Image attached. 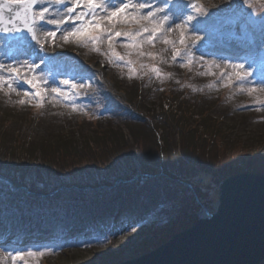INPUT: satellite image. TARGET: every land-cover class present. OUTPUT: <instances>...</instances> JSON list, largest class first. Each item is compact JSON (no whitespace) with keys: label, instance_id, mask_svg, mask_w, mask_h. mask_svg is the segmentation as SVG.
<instances>
[{"label":"rangeland","instance_id":"374dc122","mask_svg":"<svg viewBox=\"0 0 264 264\" xmlns=\"http://www.w3.org/2000/svg\"><path fill=\"white\" fill-rule=\"evenodd\" d=\"M149 2L157 5L161 4L162 0H149ZM228 2L238 5L237 12H229L228 20L219 23L214 15L219 10V6L223 4L227 6ZM249 2L253 4L252 8H249L244 0H171L169 7L173 8V11H175L174 6L179 5L183 9L182 15L193 14L196 16L189 24L186 33L193 62L186 67H181V63L185 61L180 58L177 61H172L171 46L165 45L159 40L154 47L145 45L143 51H150L156 55V59L151 58L148 60L150 65L157 66L165 72H170L176 82L186 80L192 95L200 94L207 105L213 106V113L220 116L222 129L228 130L231 137L238 139L240 144L246 145L247 148H252V151L259 149L264 156V93L258 92L250 96L246 92L240 91L236 82L225 87L224 77L221 76L222 69L225 72L230 71V69H225L224 65L232 63H243L245 68L252 71L253 75L249 77V80L254 83L258 82L261 76L264 75V0H249ZM108 3L111 6H119L120 0H108ZM193 3L203 6V11L199 15L195 14L189 7ZM57 8L62 9L63 5H52L53 10ZM179 22V19H175L173 27L175 23ZM227 25H230L231 28H226ZM50 28L52 26L46 25L43 30ZM138 28L139 25L136 24L117 23L112 31L135 32ZM60 35L61 33H57L54 43L45 44L43 51H40L38 45L30 43L28 40L15 39L9 41L4 36H0V64L8 65L14 61L39 63L38 57L45 58V63L41 64L40 68L35 69V74L38 77L48 81L47 84L43 85L44 88L61 87L68 90L66 86L60 83L65 79L74 80L76 83L91 84V87L80 89L75 97L70 98L68 101L58 97L54 98V94L50 91L45 92L43 94V106H38L37 99H30L23 95L24 90L34 91L23 82L16 85L19 95L16 92H11L7 87L0 90V121H6L9 117L8 119L12 125L8 127V132L12 134L11 138L13 139L19 131L21 141L23 140L25 145L26 143L30 146L33 144L32 146L36 147L40 143L42 144V141L44 143L45 140H42L45 138L44 134L48 129L55 128H64V134L71 133L80 142H83V134L92 136L89 133H95V130H90L89 124L80 121L84 119L86 122L95 125V118L97 117L95 115L99 114L95 111V105L98 103L99 94L102 93L95 87L98 82L122 98L131 97L129 67L123 61L114 59L107 39L100 42L96 46L99 51H95L91 44L84 46L77 41L65 44L60 39ZM194 36H199L200 39L193 44ZM168 38L178 41L179 31L170 33ZM125 39L124 37L117 38L113 42V48L126 60H130L131 57L129 58L126 55H129L128 53L131 50L122 46ZM177 47L183 46L177 44ZM133 53L135 52L133 51ZM146 58L149 59L145 56L143 60H147ZM213 62L221 67L216 68L213 66L209 68V65ZM148 71L151 73L150 68L146 72ZM146 72L143 74H146ZM0 75H6V72H0ZM152 80L153 77L149 78L150 85L153 82ZM246 86L252 85L246 83ZM181 92H184L183 88L177 84L174 93L179 95ZM158 93L159 91L153 92L155 99H158ZM152 99V97L149 98V100ZM21 100L25 102L20 103ZM72 104L76 105L75 111ZM100 110L105 114L106 107H100ZM202 114L204 118L205 114L203 112ZM107 118L115 117L107 115ZM143 119L144 124L150 122L148 117ZM105 121L107 122V119ZM108 122L112 123L113 126L117 124L121 128L126 142L131 145L133 142L132 130L126 128L124 123H119L117 120ZM159 134L165 138V133L161 130H159ZM168 152V155H170L168 157H172L173 149L169 148ZM5 153L8 154V152ZM6 154L0 156V167L4 170L10 165L6 159ZM39 156V151H36L34 154V157L37 158L36 161H33V157H29L26 153L17 158L18 161L26 159L28 166L32 165L34 168L43 170L44 167ZM91 158L93 156L89 155V159ZM169 158L167 160L171 161ZM135 159L133 165L135 169H139L141 165L138 159ZM164 163H167V161H164ZM129 174H132L131 171H129ZM201 176L191 181L193 185H198V196L195 192L193 194L194 197L199 198L200 204L204 206L207 212H213L218 199L219 184L212 183L206 175ZM4 181L11 184V186L13 185L10 179ZM161 186L162 182H157L151 189L138 187L136 190H129L122 194L118 199L121 205L117 208L115 216L107 217L103 227L100 226L101 222L95 220L94 224L88 225L87 229H83L86 225L85 222L73 225L69 234V236H73V243L63 245L61 248L53 249L45 245L8 248L10 246L0 245V264H12L7 253L28 250L47 249L50 251L42 257H25L27 264H117L146 253L157 247L165 239L172 226L166 211L161 207H154L151 203L156 195H161ZM21 188L25 189L26 187L22 186ZM33 195L39 196L37 193H33ZM165 197L170 198V195ZM112 198V195L111 198L109 196L103 205L98 206L95 201L91 202V205L95 208L100 207L102 209L106 207L109 209L113 202L110 200ZM18 200L17 203L29 205L37 211L51 206L58 208L61 205L60 202L50 205L53 204L50 201L40 202V200L30 199V202H24L23 199ZM67 201L71 202V199ZM198 206L197 215L202 210L199 204ZM4 212L12 211L5 210ZM71 215L72 213H70ZM43 216L44 214L40 215V217ZM117 217L122 218L117 220ZM25 218V216H13L11 219L0 217V237L6 231H11L8 228L9 224L17 225L20 230H24L28 225ZM96 225H99L104 233L95 229ZM40 229L39 225H34L29 228L27 234L40 233ZM46 233L51 232L48 230ZM64 235L65 233L62 231L59 237ZM27 245H31V243ZM16 264H25V262L18 260Z\"/></svg>","mask_w":264,"mask_h":264},{"label":"trees","instance_id":"16d2710c","mask_svg":"<svg viewBox=\"0 0 264 264\" xmlns=\"http://www.w3.org/2000/svg\"><path fill=\"white\" fill-rule=\"evenodd\" d=\"M227 4L219 6L216 11V15L225 20H228L229 12L235 13L238 8L236 3ZM126 56L131 57L135 70L129 73L131 97L122 98L98 82L95 87L102 93L95 105V111L99 113L95 115V125L84 119L80 121L89 124V129L95 130V133H89L92 136L83 134V142L77 141L71 133L64 134V128H55L48 129L44 134V143L41 140L42 144L36 147L33 144L25 145L19 131L11 138L12 134L8 132V127L12 125L9 117L6 121H0V156L8 152L6 159L10 163L6 170L0 167V175L10 179L13 184L11 186L0 178V217L11 219L13 216H25L28 223L24 230L17 225H8L17 234L11 238L13 243L33 241L36 245L59 247L55 239L58 237L54 235L44 237L37 233L24 235V232L39 225L42 229L66 230L67 236L59 239L71 240L73 236L68 234L73 225L85 222L84 226H87L94 224V220L105 221L107 217L115 216L122 194L138 187L151 189L157 182H162L161 195L151 200L154 207L166 211L172 222L162 244L173 234L193 225L197 219L199 206L193 192L198 196V185L191 183L194 178L206 175L212 183L219 184L226 177L240 172L264 174L263 152L259 149L252 151V148L231 137L228 130L222 129L220 116L213 113V106L207 105L200 94L192 95L186 80L176 82L170 72L163 70H160L162 76L158 78L153 72H146L149 66H153L148 63L150 57L143 60L145 56L133 52ZM151 77L153 82L150 85L148 81ZM177 84L184 91L179 95L174 93ZM157 91L158 99H155L153 92ZM151 97L153 99L149 100ZM103 106L106 107L105 114L100 110ZM107 115L115 118H107ZM145 117L150 122L144 124L142 121ZM113 120L124 123L126 128L132 130L131 145L123 137L121 128L108 122ZM159 130L165 133V138L159 134ZM169 148L174 151L170 158ZM36 151H39L43 170L28 166L26 159L18 161L17 157L23 153L36 161ZM88 154L93 158L89 159ZM135 158L141 165L139 169L133 165ZM187 184H191L192 189ZM22 186L26 188L22 189ZM111 195V208L102 210L91 205L94 201L98 206L103 205ZM167 195L170 198H166ZM18 199L24 202H30V199L50 201L53 203L50 205L60 202L61 205L58 208H42L45 212L41 213L42 210H33L29 205L17 203ZM41 214L44 216L40 217ZM96 226L100 228L101 224Z\"/></svg>","mask_w":264,"mask_h":264},{"label":"snow or ice","instance_id":"6c2138e0","mask_svg":"<svg viewBox=\"0 0 264 264\" xmlns=\"http://www.w3.org/2000/svg\"><path fill=\"white\" fill-rule=\"evenodd\" d=\"M244 3L249 8L253 7L249 0H244ZM53 4L63 5V8L53 10ZM170 4L171 0H162V3L157 5L149 2V0H120L119 6H111L108 0H0V32L27 33V36H20L18 39L26 41L30 37L39 46L40 51L44 50L45 44L55 42L57 33H61L60 39L65 44L72 41H77L84 46L91 44L95 51H99L96 46L107 39L114 59L123 61L129 67L130 72L135 71L132 68L133 62L115 52L113 42L119 37H124L126 39L122 46L131 50L129 55L134 51L138 56L156 59L154 53L145 52L143 48L145 45L154 47L159 40L163 44L171 46L172 61H177L180 58L185 61L181 63V67H186L193 62L186 33L189 24L196 16L193 14L182 15L183 9L179 5L174 6L175 11H173V8L169 7ZM189 7L197 15L203 11L202 5L193 3ZM19 9H23V14ZM6 13L11 14L7 16V19ZM175 19H179L180 22L175 23L173 27ZM117 23L136 24L139 25V28L135 32H113L112 28ZM46 25H50L52 28L43 30ZM174 31H179L178 41L168 38V35ZM199 39V36H194L192 43L194 44ZM177 44L183 47H177ZM38 59L39 63L14 61L8 65L0 64V72H6V75H0V90L7 87L11 92H16L19 95L16 85L23 82L34 90L31 92L24 90L23 95L30 99H37L38 106H43V94L45 92L50 91L54 94V98L58 97L68 101L70 98H74L80 89L91 87V84L76 83L74 80L65 79L60 83L66 86L68 90L61 87L44 88L43 85L47 84L48 81L38 77L35 74V69L40 68V65L45 63V58L38 57ZM213 66L221 67L213 62L209 68ZM141 67L146 66L141 65ZM149 67L156 77L162 76L158 67L154 65ZM224 68L230 69L227 72L221 70L225 87L236 82L239 85V90L250 96L258 92L264 93V75L258 82L254 83L249 80V77L253 75L252 71L245 68L243 63L226 64ZM246 83L252 86H246ZM24 102V100L20 101V103ZM72 108L75 111L76 105L72 104ZM49 251L47 249L16 251L7 253V256L11 259L12 264H16L18 260L27 264L25 257H42Z\"/></svg>","mask_w":264,"mask_h":264},{"label":"water","instance_id":"95a60500","mask_svg":"<svg viewBox=\"0 0 264 264\" xmlns=\"http://www.w3.org/2000/svg\"><path fill=\"white\" fill-rule=\"evenodd\" d=\"M19 11L23 14V9ZM8 15L11 14L6 13V19ZM2 34L15 38L20 33L0 32ZM196 200L202 210L193 225L173 234L152 250L117 264L264 262L263 173L240 172L223 179L218 185L213 212H207L197 197Z\"/></svg>","mask_w":264,"mask_h":264},{"label":"bare ground","instance_id":"6f19581e","mask_svg":"<svg viewBox=\"0 0 264 264\" xmlns=\"http://www.w3.org/2000/svg\"><path fill=\"white\" fill-rule=\"evenodd\" d=\"M220 184V183H219ZM196 197V196H195Z\"/></svg>","mask_w":264,"mask_h":264}]
</instances>
